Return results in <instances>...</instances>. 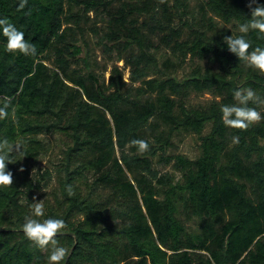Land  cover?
Wrapping results in <instances>:
<instances>
[{"label":"trees","instance_id":"trees-1","mask_svg":"<svg viewBox=\"0 0 264 264\" xmlns=\"http://www.w3.org/2000/svg\"><path fill=\"white\" fill-rule=\"evenodd\" d=\"M202 1L204 14L198 19L189 11V0H117L118 8L114 0H25L19 11L21 0H0V18H8L36 45L35 55H14L4 50L0 37V105L7 102L9 111L0 119V153H8L7 170L13 174V185L0 189V264H47V249L23 235L21 225L30 210L22 196L35 188L31 173L46 151L40 136L58 132L71 144L59 170L55 203L45 205L44 218L66 223L56 237L68 249L64 264H264V112L244 130L225 126L220 112L221 105L235 102V90L249 87L256 97L249 106L258 111L264 73L247 68L227 50L229 29L211 33L213 19L205 24L208 13L226 24L246 22L251 0ZM73 7L111 17L108 40H125L121 46L129 55L122 60L132 70L131 82H143L145 88L125 89L115 69L108 92L95 74L72 69L82 53L69 26L79 25ZM135 14L149 20L139 27L129 22ZM155 37L175 55L206 60L209 67L195 68L182 80L149 79L160 72L151 51L158 50ZM247 38L249 51L264 47L254 32ZM51 54L54 68L47 64ZM189 91L210 92L217 100L189 109L183 102ZM154 118L167 129L151 143L144 133ZM209 123L212 129L202 137L197 160L164 158L175 132L201 135ZM133 139L147 141L148 149L138 152ZM160 152L166 164L175 160L183 174V182L164 200L153 184L168 177L159 178L153 168ZM90 174L83 192L79 182H88ZM41 178L51 174L46 171ZM177 191L188 194L186 206L202 219L201 233H187L176 216Z\"/></svg>","mask_w":264,"mask_h":264},{"label":"rangeland","instance_id":"rangeland-1","mask_svg":"<svg viewBox=\"0 0 264 264\" xmlns=\"http://www.w3.org/2000/svg\"><path fill=\"white\" fill-rule=\"evenodd\" d=\"M189 4V11L191 15H195L198 19L201 18L204 14V12L201 11L203 1L189 0ZM113 6L114 8H118L120 6V2L114 0ZM71 12L78 15L79 25L69 24V26L74 28L75 37L79 40V45L82 48V53L78 56L77 61L74 62L72 69L80 70L85 74L89 72L95 74L100 81V85L108 92L113 91V88L111 89L110 87V80L115 69H119L122 73L123 80L126 83L124 86L125 89H131V87L145 88L143 82L136 84H132L131 82L132 70L129 66H127L126 62L122 60L129 55V51H124L121 46L124 45L123 43L125 40L121 39L118 44L108 40L107 35L110 34V27H112L111 17L106 15L103 11H100L99 13H86L82 8L77 7H73ZM71 12H68L67 14H70ZM210 19H213V24L216 26V29H214L211 33H216L219 29H229L234 36L239 33L237 25H234L233 23L226 24L213 13H208L206 15V27H208ZM146 20H149L148 16L139 17L138 14L129 18V22L134 23L136 21V24H134L139 27ZM177 23L178 21H176V24ZM187 32L189 31L187 30ZM153 40L154 45L158 47V50H155L154 48L151 51L156 56L161 73L159 72L156 75L152 74L149 79L176 77L177 79L182 80L195 68L199 67L201 69H206L209 67L206 60H198L196 58H192L190 55L186 58H183L180 55H175L172 51H170V49H167L164 45L159 44V37H155ZM105 44L109 47H113L112 53L105 50ZM54 60L55 56L51 54L50 60L47 61V64L51 68H54ZM85 61L88 62L89 67H87ZM246 67L251 68L247 65ZM134 94H136V92H134ZM155 95L156 94H154V96ZM149 96L150 94L143 96V101ZM215 100H217L216 97L210 92L197 93L189 91L187 97L183 99V102L189 109H203L207 108L210 103ZM257 112H259L260 115L264 112V99ZM166 129V126L160 119L154 118L148 125V128L144 133V137L150 140L151 143H155L156 137L161 135ZM211 129L212 124L209 123L206 125L201 135L187 130L175 132L171 137V144L167 148L166 153L164 154L160 152L153 159V168L155 171H158V177L161 178L168 176L165 183L158 182L157 180L153 181V184L157 187L159 192V200H164L167 191H169L173 186L183 182V174L174 166L175 160H173L170 164H166V162L162 159V155L164 154V158L181 156L190 161L197 160L202 154V137L210 134ZM40 140L44 143L46 151L37 160L34 165V170L31 173L35 188L25 191L22 196V203L28 207L29 210L32 203L43 201L44 209L46 204L52 205L55 203L54 195L59 192V180L62 176L59 170L61 169L64 152L67 146L71 144L70 138L59 132L41 135ZM117 157H120L119 151H117ZM46 171L51 174V178H46L45 181H43L41 176ZM91 177L92 174L89 175L88 182H85L84 180L79 182L83 192L86 191L87 185L91 183ZM127 177L129 180L133 179V175L129 172H127ZM187 199L188 194L179 191H177L176 195L173 196L174 203L178 210L176 216L186 228L187 233L199 234L201 233L202 219L195 216L192 213V210L186 206Z\"/></svg>","mask_w":264,"mask_h":264},{"label":"clouds","instance_id":"clouds-1","mask_svg":"<svg viewBox=\"0 0 264 264\" xmlns=\"http://www.w3.org/2000/svg\"><path fill=\"white\" fill-rule=\"evenodd\" d=\"M253 5H255L253 7ZM25 7V0H21L18 11ZM251 18L238 25V32L242 35L225 36L224 44L227 50L234 54L239 61L264 73V47H252L247 34L254 32L257 38L264 39V4L258 0H251L249 5ZM0 37H3L4 50L14 55L32 56L36 54V45L29 43L25 39V34L17 26L10 22L8 18H0ZM234 103L224 104L220 107L221 119L225 126L233 129H247L251 124L261 119L259 112L249 106V102H254L255 92L252 88L237 89L233 93ZM9 116L8 104L0 105V119ZM234 141L237 137L233 138ZM131 145L135 146L138 152L148 149L147 141L133 139ZM11 163V158L7 152L0 153V189H5L13 185V174L7 170V165ZM23 171V169H21ZM71 194V186H69ZM45 217L43 201L32 203L30 212L24 216L21 229L27 240L32 242L39 249H47V264H64L68 255V249L61 245L56 239L58 233H62L66 228V223L61 218Z\"/></svg>","mask_w":264,"mask_h":264}]
</instances>
